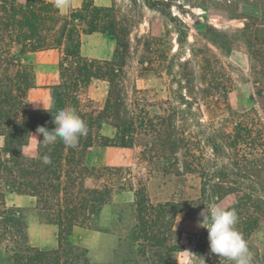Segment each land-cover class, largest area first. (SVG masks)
<instances>
[{
	"label": "trees",
	"instance_id": "1",
	"mask_svg": "<svg viewBox=\"0 0 264 264\" xmlns=\"http://www.w3.org/2000/svg\"><path fill=\"white\" fill-rule=\"evenodd\" d=\"M129 1H141L167 21L164 34L138 38L143 42L141 69L169 79L165 99L130 80L132 28L115 3L81 0L78 8L62 12L54 0H0V248L11 264H98L86 247L71 241L72 231L98 229L102 208L117 191L127 190L133 200L117 213L131 248L122 263L181 264L170 256L183 250L176 214L233 195L226 208L237 212L236 227L253 264H264V0H208L212 7L203 5L207 13L238 20L241 26L206 23L192 41L188 25L171 11L172 0ZM96 32L114 40L110 59L81 53L82 37ZM239 46L249 56L254 103L243 112L228 103L234 80L221 57ZM42 51L58 54L59 79L49 86L50 112L32 108L28 100L36 77L28 56ZM93 79L108 84L100 107L84 95ZM66 106L88 127L77 147L59 140L45 147L39 135L36 154L24 155L32 132L38 126L53 130L52 115ZM104 126L113 128L110 136L102 133ZM97 143L138 148L136 168L90 166L87 153ZM45 154L50 164L42 163ZM156 176H192L198 180V195L153 202L148 181ZM12 192L34 198L38 215L57 227L56 248L29 244L24 210L6 203ZM207 237L203 228L193 244L192 254L199 258L192 256L189 264H204L203 259L205 264H230L210 252Z\"/></svg>",
	"mask_w": 264,
	"mask_h": 264
},
{
	"label": "rangeland",
	"instance_id": "2",
	"mask_svg": "<svg viewBox=\"0 0 264 264\" xmlns=\"http://www.w3.org/2000/svg\"><path fill=\"white\" fill-rule=\"evenodd\" d=\"M77 2L81 1L77 0ZM94 3L97 5H110L115 3L117 7L121 9V16L129 19L132 28L130 42L133 51L130 63L131 66L129 69L130 80L136 85V87L148 89L150 94L154 95L157 99L167 98L170 87H172L169 79L164 74L142 70L138 62L142 55L143 43L141 40H138V38L147 34H164L167 24L165 18L160 13L145 7L141 1L135 5L131 4L129 0H94ZM203 5L212 7L208 0H172L171 11L178 15L179 18L189 27L188 41H192L194 36L197 37L198 29L206 23L213 24L217 27H227L229 25L241 26V22L238 20L224 21L218 15L210 14L212 12L207 13L204 10L206 7ZM84 44L86 50L89 51L91 46L89 41L85 40ZM52 55L53 54H45L44 52L31 54L29 56V60L34 66L35 73L38 70L40 71V69H48V65L56 59V56L53 55L52 58ZM221 57L231 68L234 80V90L228 97V103L231 109L238 112L250 109L254 106L253 101L250 100V93L252 92L253 87L249 80L250 60L246 49L243 46H239L229 54ZM42 82L43 80L40 79L39 83ZM40 86L44 87L42 84H40ZM107 88L108 84L106 82L93 79L88 88L84 90V95L93 99L95 105L100 107L105 100ZM261 104L262 100L258 99L256 101V106L259 107ZM112 132L113 128L111 126H104L102 129V133L108 136H110ZM36 139L38 140V136L32 133L28 146L23 148L24 155L28 156L36 153ZM1 144L2 137L0 136V145ZM138 152V148L127 149L116 146H102L97 143L88 150L86 162L90 166H130L132 169H135ZM198 186V180L192 176H156L154 179L148 181V195L153 202L193 199L198 195ZM132 198L131 191H117L114 194L113 202L109 204V210L114 217L113 222L108 226L106 224L105 227H102L100 225V219H98V229H93L101 230L102 232L98 249L94 247L90 251L88 247L83 246L88 249V254L92 262L98 264H123V257L129 250H131V248L125 238L122 237L124 231L120 229L121 226L118 222L117 213L127 204L131 203ZM233 201L234 196L229 195L217 204L226 208ZM6 203L8 205H17L24 210L28 221V242L30 245L35 243H49L52 239L56 238L55 228L43 225L45 223L44 219L38 215L34 207V199L29 196H22L12 192L6 194ZM203 208L204 207L193 206L176 214L174 227L180 232L183 250L172 253L170 255L172 260L181 264H189L191 262L190 259L192 256H190L188 252H193L195 239L203 229L197 226L198 220L200 219L199 213ZM261 235L263 237L261 248L264 252V231ZM83 238L84 235L80 234L77 235L76 240L79 241ZM71 241L74 244H77L72 238ZM100 250L102 252H100ZM96 260H99V262ZM0 264H11L9 254L1 248Z\"/></svg>",
	"mask_w": 264,
	"mask_h": 264
},
{
	"label": "clouds",
	"instance_id": "3",
	"mask_svg": "<svg viewBox=\"0 0 264 264\" xmlns=\"http://www.w3.org/2000/svg\"><path fill=\"white\" fill-rule=\"evenodd\" d=\"M54 6L58 10L67 8L69 7V0H54ZM52 106L50 104L47 109L43 106L42 108L50 112ZM52 118L55 125L53 130L49 131L44 126L36 128V135H42L43 139L39 141L45 147L54 145L59 140L65 146L75 148L80 138L88 133L86 122L71 106L58 109L52 115ZM41 160L44 164H50L51 156L45 154L41 157ZM199 217L197 226L207 230L211 253L216 254L219 258L226 259L230 264H253L254 258L248 243L236 227L238 215L235 209H227L211 203L203 208L199 213ZM188 253L190 256L198 257L195 254ZM203 262L205 264L204 259Z\"/></svg>",
	"mask_w": 264,
	"mask_h": 264
},
{
	"label": "crops",
	"instance_id": "4",
	"mask_svg": "<svg viewBox=\"0 0 264 264\" xmlns=\"http://www.w3.org/2000/svg\"><path fill=\"white\" fill-rule=\"evenodd\" d=\"M52 1V0H50ZM81 1V0H80ZM81 5V2H77V0H70L69 1V7L64 8V9H60L62 12H67L69 11V9L72 8H78ZM85 40L89 41V44H91L89 51L86 50L85 48ZM115 50V42L114 40H111L110 38L106 37L105 35L101 34V33H92V34H88V35H84L82 37V45H81V53L88 57V58H97V59H110L113 55V52ZM45 54H53L56 56V59H54L52 61V63L50 65H48V69H44L40 71H36V77H35V87L30 89L28 92V99L30 100V103L32 105V107H34V109H41L42 106L44 108H47L50 104V96H49V86L58 82L59 79V75H58V54L56 51H42V52H36L33 54H39V53H44ZM31 55V54H30ZM29 55V56H30ZM53 55L51 56L53 58ZM28 56V59L30 58ZM50 68V70H49ZM42 79L43 82L39 83V80ZM97 80V79H96ZM102 81V80H100ZM105 82V81H102ZM107 83V82H106ZM40 84H42L44 87H41ZM44 91V92H41ZM33 134H36V131L32 132ZM28 145L24 146L27 147ZM36 154V153H35ZM35 154L32 155H28V156H34ZM22 195V194H19ZM23 196V195H22ZM27 196V195H25ZM133 196V194H132ZM30 197V196H29ZM32 198V197H31ZM34 199V198H32ZM133 200V198H132ZM34 205H35V200H34ZM113 215L111 214L110 210H109V204H106L99 215V221H100V225L102 227H105L106 224L107 226L110 225L113 222ZM45 226H52L55 229L56 235L54 239H52V241H50L49 243H35L32 246H36L42 249H54L58 246V235H57V227L55 225L52 224H43ZM83 234L84 238L82 240H76L77 239V235ZM102 232L101 230H90L88 228H84V227H74L73 231H72V235L71 238L72 240L74 239V241L81 245V246H86L89 248V250L91 251L92 248H97L99 247V242L101 239V235ZM94 240V242H93ZM93 242V243H92ZM97 246V247H96ZM94 250V249H93ZM100 252H102L100 250ZM99 262V260H96ZM101 261V260H100Z\"/></svg>",
	"mask_w": 264,
	"mask_h": 264
}]
</instances>
